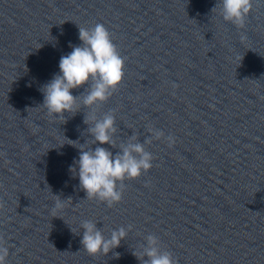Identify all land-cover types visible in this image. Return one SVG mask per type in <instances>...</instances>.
I'll use <instances>...</instances> for the list:
<instances>
[{
	"label": "water",
	"instance_id": "1",
	"mask_svg": "<svg viewBox=\"0 0 264 264\" xmlns=\"http://www.w3.org/2000/svg\"><path fill=\"white\" fill-rule=\"evenodd\" d=\"M216 3L0 0L7 264H140L132 252L148 234L176 264H264V0H252L243 28L212 10ZM97 23L124 58L121 82L97 108L98 115L113 111L116 144L133 135L142 143L151 128L172 137L145 144L152 167L125 179L112 206L86 198L68 170L78 149L64 136L84 143L88 110L55 119L39 90L69 45L81 43L78 26ZM54 195L70 198L57 217ZM83 220L105 235L132 227L107 255H89L80 244Z\"/></svg>",
	"mask_w": 264,
	"mask_h": 264
},
{
	"label": "clouds",
	"instance_id": "2",
	"mask_svg": "<svg viewBox=\"0 0 264 264\" xmlns=\"http://www.w3.org/2000/svg\"><path fill=\"white\" fill-rule=\"evenodd\" d=\"M251 7L252 0H219L212 10L218 8V13L224 21L243 28ZM78 39L81 43L70 44L71 51L60 57L58 73L53 74L39 89L43 95L41 106L55 119L64 120L65 113L75 115L81 109L88 110L84 111L83 121L87 128L81 133L86 136L84 143L64 136L68 141L64 144L78 149V157L73 159L68 170L73 178H78V187L85 192L86 198L112 206L122 198L125 179H135L152 167L153 156L146 151L145 144L150 143L153 138L164 137V133L151 128V136L142 143L133 135L119 145L116 144L114 137L117 127L113 111L98 115L97 108L109 99L121 82L124 75V58L117 51L111 34L102 24L97 23L92 27L78 26ZM84 85L87 87L81 94H72L73 89ZM164 138L172 142L171 136ZM92 145L96 146L93 148ZM103 145H108L109 148L118 147L119 151L114 154ZM54 196L56 200L51 214L57 217L70 198L61 199L58 195ZM131 227H118L105 235L102 228L97 227V222L83 220L79 224L80 244L89 255H107L120 246ZM143 240L144 243L132 252L140 264H176L172 254L162 250L155 235L148 234ZM8 255V247L0 240V264H7ZM119 255L113 252L115 258H119Z\"/></svg>",
	"mask_w": 264,
	"mask_h": 264
}]
</instances>
